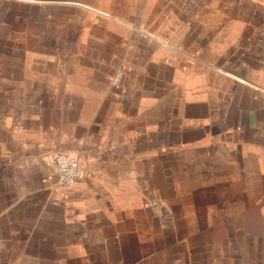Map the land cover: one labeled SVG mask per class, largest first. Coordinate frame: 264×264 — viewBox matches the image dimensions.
<instances>
[{
	"label": "crops",
	"instance_id": "1",
	"mask_svg": "<svg viewBox=\"0 0 264 264\" xmlns=\"http://www.w3.org/2000/svg\"><path fill=\"white\" fill-rule=\"evenodd\" d=\"M0 264H264V0H0Z\"/></svg>",
	"mask_w": 264,
	"mask_h": 264
},
{
	"label": "built area",
	"instance_id": "2",
	"mask_svg": "<svg viewBox=\"0 0 264 264\" xmlns=\"http://www.w3.org/2000/svg\"><path fill=\"white\" fill-rule=\"evenodd\" d=\"M118 80V77L115 78ZM58 181L63 186H71L80 178L84 177V172L79 166L78 159L64 151L57 152L53 157Z\"/></svg>",
	"mask_w": 264,
	"mask_h": 264
}]
</instances>
